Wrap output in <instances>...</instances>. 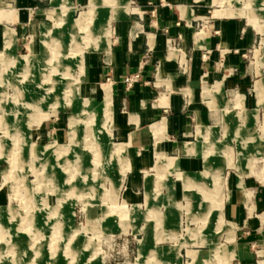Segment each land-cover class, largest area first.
I'll return each instance as SVG.
<instances>
[{
	"label": "rangeland",
	"instance_id": "374dc122",
	"mask_svg": "<svg viewBox=\"0 0 264 264\" xmlns=\"http://www.w3.org/2000/svg\"><path fill=\"white\" fill-rule=\"evenodd\" d=\"M95 1L39 0L31 6L0 0V264H155L151 253H143L144 236L147 248L179 244L156 250L167 264H177L178 253L181 263L189 261L184 249L202 250L192 264L217 263L209 255L214 243L198 240L221 242L228 230L222 219L212 229L215 211L221 217V188L224 200L236 182L252 188V198L264 199V106L232 109L238 126L230 134L213 120L212 140L199 126L204 157H216L222 166L214 179L202 178L204 186L185 173L180 179L171 172L174 159L157 155L153 168L141 171L131 187L136 199L127 201L130 158L126 145L112 139L110 88L106 85L109 95L101 100L82 95L94 90L81 86L80 66L86 54L105 51L117 18L137 3ZM212 5L216 16L264 15V0H212ZM11 12L14 22L4 17ZM10 28L14 38L5 35ZM172 47L170 41L166 50ZM218 83L211 90L216 96ZM259 85L260 94L264 85ZM167 185L175 189L173 199ZM211 205L215 211L208 214ZM167 229L172 232L165 234ZM155 258L164 261L162 255Z\"/></svg>",
	"mask_w": 264,
	"mask_h": 264
},
{
	"label": "crops",
	"instance_id": "0c3cea01",
	"mask_svg": "<svg viewBox=\"0 0 264 264\" xmlns=\"http://www.w3.org/2000/svg\"><path fill=\"white\" fill-rule=\"evenodd\" d=\"M23 1H30L33 6L39 0ZM136 3L134 11L117 18L111 31L112 41L108 42L105 51H93L83 56L80 74L81 86L94 90L93 94L82 90V95L97 97V85L110 88L112 139L126 145L130 158L129 186L124 192L129 202L136 199L137 194L131 187L135 186L138 174L152 169L157 155L174 159L171 172L180 179L185 173L200 179L204 186L202 178H213L222 166L216 157H204L206 142L197 134L199 126L211 133L212 140L217 128L213 120H219L223 131L230 134L238 126L234 119L237 112L232 109L241 112L255 102L264 106V92L259 94L255 89L257 82L264 85V66L259 63L264 59V32L261 30L264 15L252 20L239 14L212 15L213 8L209 10L213 6L212 0H136ZM9 15L12 19L8 20L14 22L15 14L6 13L4 17L7 19ZM14 32L10 28L5 35L14 38ZM170 41L174 47L166 50ZM174 52L176 55L169 58ZM248 55L253 60H249ZM135 72L139 79L126 88L123 78ZM217 82H220L215 87L218 96L211 91ZM155 130L157 137H154ZM186 143L194 144L195 150L183 152ZM206 171L209 175L203 176ZM236 183L229 187V198L225 200L221 188V217L212 209L213 205L207 210L208 214L215 211L212 229L217 231L220 219L222 226L228 228L223 232L222 241L212 237L198 242L214 243L209 254L210 258L217 259L214 264H264V199L252 198V188ZM171 188L173 199L176 192ZM146 190L147 187L144 195ZM261 190L255 189L256 195ZM169 213H166L167 217H170ZM164 232L169 234L172 230ZM144 237L139 239L144 246L143 253H151L149 260L157 261L155 264H167L168 260L156 250L174 249L179 245L147 248ZM184 252V256L189 257L185 264H192L201 258L202 250L184 249ZM138 253L137 240L134 261ZM155 255L164 256V261L156 259ZM177 256V264H183L181 255L178 253ZM204 262L211 264L208 260Z\"/></svg>",
	"mask_w": 264,
	"mask_h": 264
},
{
	"label": "bare ground",
	"instance_id": "6f19581e",
	"mask_svg": "<svg viewBox=\"0 0 264 264\" xmlns=\"http://www.w3.org/2000/svg\"><path fill=\"white\" fill-rule=\"evenodd\" d=\"M94 1V0H93ZM83 69V65L81 64V66H80V70H82ZM97 97H95V96H92V95H88V94H85V96L87 97V98H93V99H98V98H106V97H108V95H109V89H108V87L106 86V85H97ZM164 130V129H163ZM154 134H156V137L158 136V131L157 130H155L154 131ZM206 135H209L208 133H206L204 136H206ZM200 136V135H199ZM161 140V139H160ZM177 148V147H176ZM195 150V148H194V146L192 145V144H189V143H186V144H183V147H182V151L183 152H192V151H194ZM174 152V151H173Z\"/></svg>",
	"mask_w": 264,
	"mask_h": 264
},
{
	"label": "built area",
	"instance_id": "2783aa9c",
	"mask_svg": "<svg viewBox=\"0 0 264 264\" xmlns=\"http://www.w3.org/2000/svg\"><path fill=\"white\" fill-rule=\"evenodd\" d=\"M139 79L138 72H135L131 75H128L123 78V83L126 88L130 87L134 82H136Z\"/></svg>",
	"mask_w": 264,
	"mask_h": 264
}]
</instances>
